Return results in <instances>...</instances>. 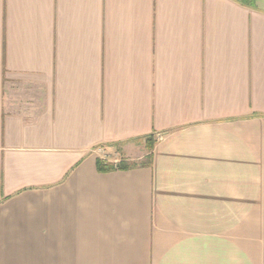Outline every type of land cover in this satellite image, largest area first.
Returning <instances> with one entry per match:
<instances>
[{
  "label": "crops",
  "instance_id": "obj_1",
  "mask_svg": "<svg viewBox=\"0 0 264 264\" xmlns=\"http://www.w3.org/2000/svg\"><path fill=\"white\" fill-rule=\"evenodd\" d=\"M0 264H264V0H0Z\"/></svg>",
  "mask_w": 264,
  "mask_h": 264
},
{
  "label": "built area",
  "instance_id": "obj_2",
  "mask_svg": "<svg viewBox=\"0 0 264 264\" xmlns=\"http://www.w3.org/2000/svg\"><path fill=\"white\" fill-rule=\"evenodd\" d=\"M161 137V135H156L158 139ZM91 153L96 155L102 162L113 165L114 167H117L122 162L119 152L107 146L95 147L91 150Z\"/></svg>",
  "mask_w": 264,
  "mask_h": 264
},
{
  "label": "trees",
  "instance_id": "obj_3",
  "mask_svg": "<svg viewBox=\"0 0 264 264\" xmlns=\"http://www.w3.org/2000/svg\"><path fill=\"white\" fill-rule=\"evenodd\" d=\"M144 140L146 142H149L150 141V138L149 137H145ZM111 147H114L118 152H120V144H111L109 145ZM146 147L149 151H151L152 149V143H146ZM133 165L129 166L127 164H124L123 161L117 166V167H114L113 165H109V164H106L104 162H102L100 159H97L96 160V168H97V171L99 173H108V172H112V171H115V170H127L129 169L130 167H132Z\"/></svg>",
  "mask_w": 264,
  "mask_h": 264
},
{
  "label": "rangeland",
  "instance_id": "obj_4",
  "mask_svg": "<svg viewBox=\"0 0 264 264\" xmlns=\"http://www.w3.org/2000/svg\"><path fill=\"white\" fill-rule=\"evenodd\" d=\"M119 156L121 157L120 153H119Z\"/></svg>",
  "mask_w": 264,
  "mask_h": 264
}]
</instances>
